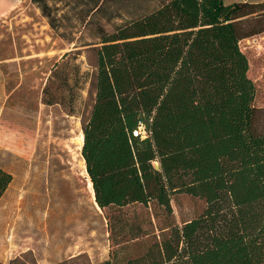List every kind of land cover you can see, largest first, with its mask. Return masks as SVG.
Masks as SVG:
<instances>
[{
    "label": "trees",
    "instance_id": "trees-1",
    "mask_svg": "<svg viewBox=\"0 0 264 264\" xmlns=\"http://www.w3.org/2000/svg\"><path fill=\"white\" fill-rule=\"evenodd\" d=\"M31 1L74 44L50 75L68 94L50 84L43 102L79 114L96 203L105 211L141 204L153 232L140 255L120 260L150 231L110 215L112 257L89 262L81 253L61 264H264V106L255 105L239 46L264 33V0H159L153 9ZM80 56L90 67L85 78ZM12 179L0 167V199ZM181 193L206 206L178 224L173 201Z\"/></svg>",
    "mask_w": 264,
    "mask_h": 264
},
{
    "label": "rangeland",
    "instance_id": "rangeland-1",
    "mask_svg": "<svg viewBox=\"0 0 264 264\" xmlns=\"http://www.w3.org/2000/svg\"><path fill=\"white\" fill-rule=\"evenodd\" d=\"M232 1L235 0H226ZM119 3L131 9L150 4L153 9L159 0ZM73 21L77 24L76 18ZM121 21L106 22V26L111 29ZM73 46L54 32L30 0L0 21V167L13 177L0 199V224L4 222V228L9 226L5 240L14 239L5 246L0 240L3 264H61L81 253L87 254L89 262L111 258L114 247L110 215L135 219L150 231L137 244L121 250L118 259L140 255L153 241L149 216L141 204L108 211L98 206L81 153L83 132L79 114L69 113L60 103L43 102L44 88L50 84L51 91L60 97L68 94L52 82L50 75L54 64ZM239 46L249 61L248 76L256 85L255 105L262 107L264 33L242 39ZM76 63L81 76L87 77L90 67L84 57H78ZM71 76L74 78L75 74ZM80 93L85 97V90ZM18 132L30 135L21 150L7 141L9 133ZM205 206L204 200L181 193L173 201L175 221L182 224L201 214ZM17 218L23 223L14 227ZM153 220L156 224L158 219ZM44 225L46 232L42 233ZM43 234L46 240L39 244L45 239ZM85 262L82 259L64 264Z\"/></svg>",
    "mask_w": 264,
    "mask_h": 264
},
{
    "label": "bare ground",
    "instance_id": "bare-ground-1",
    "mask_svg": "<svg viewBox=\"0 0 264 264\" xmlns=\"http://www.w3.org/2000/svg\"><path fill=\"white\" fill-rule=\"evenodd\" d=\"M30 50V49H29ZM10 134V137L7 138V141L10 143V144H13L14 147H16V149L18 150H21L23 149V147L27 144L28 142V138H30V135L29 134H26L25 132L24 133H17V134H12V133H9ZM83 133H82V138H83ZM89 185L91 186L92 190H93V187H92V182L91 180H89ZM94 193V191H93ZM20 223V225L23 223V220L20 219V218H17L16 221L14 222V227H17L18 224ZM4 222H2L0 224V240L2 242V245L5 246L6 243H10V242H13V238H12V241H9V240H5L6 236L5 234L7 233V231L9 230V226H6V228H4ZM41 232L42 233H45L46 232V226L44 225L43 226V229H41ZM45 236V237H44ZM48 236V235H47ZM49 237V236H48ZM43 239L42 241L39 242V244H43L46 240V234L44 235L43 234Z\"/></svg>",
    "mask_w": 264,
    "mask_h": 264
},
{
    "label": "crops",
    "instance_id": "crops-1",
    "mask_svg": "<svg viewBox=\"0 0 264 264\" xmlns=\"http://www.w3.org/2000/svg\"><path fill=\"white\" fill-rule=\"evenodd\" d=\"M26 1L28 0H0V21Z\"/></svg>",
    "mask_w": 264,
    "mask_h": 264
}]
</instances>
